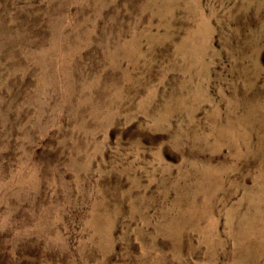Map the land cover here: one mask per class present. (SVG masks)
<instances>
[{
	"label": "rangeland",
	"instance_id": "rangeland-1",
	"mask_svg": "<svg viewBox=\"0 0 264 264\" xmlns=\"http://www.w3.org/2000/svg\"><path fill=\"white\" fill-rule=\"evenodd\" d=\"M0 264H264V0H0Z\"/></svg>",
	"mask_w": 264,
	"mask_h": 264
}]
</instances>
